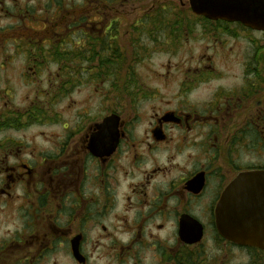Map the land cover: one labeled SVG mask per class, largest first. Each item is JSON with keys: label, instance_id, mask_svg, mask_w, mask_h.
I'll list each match as a JSON object with an SVG mask.
<instances>
[{"label": "flooded vegetation", "instance_id": "af4514ba", "mask_svg": "<svg viewBox=\"0 0 264 264\" xmlns=\"http://www.w3.org/2000/svg\"><path fill=\"white\" fill-rule=\"evenodd\" d=\"M147 1L0 0V264H226L218 255L232 246L246 257L239 264H264L263 247L238 245L217 227L221 200L225 223L238 201L264 238V31L197 14L190 0ZM61 24L79 39L56 43ZM23 43L34 68L54 60L35 47L63 44L81 54L65 61L95 64L48 74L68 106L78 83L96 104L42 143L15 136L49 118L38 98L51 103L56 84L25 107L13 102L14 80L39 75L3 53ZM180 50L186 71L151 74L158 87L140 81L136 67L152 53ZM232 53L240 71H217L218 54L233 64ZM240 174L241 190L226 196Z\"/></svg>", "mask_w": 264, "mask_h": 264}, {"label": "rangeland", "instance_id": "374dc122", "mask_svg": "<svg viewBox=\"0 0 264 264\" xmlns=\"http://www.w3.org/2000/svg\"><path fill=\"white\" fill-rule=\"evenodd\" d=\"M65 1V0H63ZM136 3L140 2L139 8H145L149 6V3L147 0H135ZM135 6H137L135 4ZM128 7H131V4L128 5ZM61 16L55 15L54 19L57 20ZM122 24H124L122 22ZM56 34L55 36V42L57 43V40L63 41V40H77L79 39V33L76 34H67L65 35V28L63 27V24H61L60 28L55 29ZM132 32V31H131ZM130 32V33H131ZM133 35V34H131ZM225 41V40H224ZM238 42L244 43V40L241 38L238 39ZM144 47H146V38H143V41L141 42ZM229 45L234 44V41L232 39L228 40ZM60 44V43H59ZM56 46H60L56 44ZM142 46V47H143ZM138 47H141L138 45ZM135 47V48H138ZM150 50H154V48L148 46ZM27 48L26 43H23L21 48L15 49L14 46L8 45L5 47V52L3 53L6 56L9 57H16L14 59V62L17 65L21 66L22 71H36L39 73L38 78L36 77L33 79L32 84H27L29 80L23 78V80H14V88L13 92L11 91L10 96L13 97V102L19 106L25 107L31 100H33L37 93L40 94V96L44 95V92H48L49 89V83L56 82L51 88L53 89V95L54 98L51 100V103L49 102L48 104L46 103L45 98H38L39 100L43 101L41 104H46V108L49 107L48 109V117L42 118L41 121L35 120L36 124L31 126L30 128L23 129L20 131L17 135H23V136H36L37 140L42 143L44 140H46L47 137L51 136H62L64 134V127L66 125V122L71 121V126L74 124H77L80 119L77 117L78 112L82 113V116L87 118L91 117L94 115V108L96 104V95L95 92L90 88L85 85H81L78 82H85V74L80 73L76 74L72 78L73 82L78 83V87L80 88H72L71 97V105H69V102L63 97L64 92L63 90H60L57 93V90L59 88V83L61 82L59 79L60 78H52L51 75L52 73H57L59 71V65L56 63L55 60L50 59V58H41L39 59V62L37 63V66L34 68L32 67V64L26 63L24 56H26V51L25 49ZM29 48V47H28ZM60 50H63L69 53V55H74V56H81V54L77 53L80 51V48H75L71 47L68 44H63L62 47H57ZM162 48H167V47H162ZM159 48V49H162ZM4 49V48H3ZM141 48H139L140 50ZM49 50V53H47ZM130 55L137 56V50L132 54V48L130 47L129 49ZM165 50V49H164ZM53 51V49H47V48H42V47H35V53H38L40 56H48L50 53ZM196 51V50H195ZM53 53V52H52ZM51 53V55H53ZM237 54L232 53L230 55V59L228 61L233 62V64H226V59L224 58L223 54H218V57L216 58L215 61V67L217 71L225 72H239L240 68L238 67V64L236 63V56ZM189 54L186 53L184 50H180L176 55H172L170 53L166 52H160V53H152L151 57L149 59L144 60V62H141L139 65H137V74L139 76L140 81L148 84L150 87H158V81H154L152 78L153 73H159V72H178V71H186L188 69L189 63L187 60H182L184 57H188ZM79 57H75V60H71L70 62L65 61L64 63L66 66H71L73 67L74 65L79 66L80 64L83 65L87 73L91 70L92 67H95L94 63H87L85 60L79 61ZM234 64L237 66L235 68ZM192 65V64H191ZM32 68V70H30ZM78 70H84L82 67L78 68ZM77 72V71H76ZM31 77V75H28ZM142 87V86H141ZM60 88H62L60 86ZM89 97L91 99L89 100ZM139 98L140 95H137ZM147 108L146 102H141L139 104V111L143 112L144 109ZM89 109V110H88ZM143 114V113H142ZM82 124V122H80ZM46 146V144H45ZM228 255L224 257V255H218L220 260H222L223 263L226 264H239L243 260L246 259L244 255H242L241 251L238 248L235 247H230L228 249ZM210 262H212V259L215 258L216 261H219L218 257L210 255ZM220 262V261H219ZM221 263V262H220Z\"/></svg>", "mask_w": 264, "mask_h": 264}, {"label": "water", "instance_id": "95a60500", "mask_svg": "<svg viewBox=\"0 0 264 264\" xmlns=\"http://www.w3.org/2000/svg\"><path fill=\"white\" fill-rule=\"evenodd\" d=\"M191 7L197 14L207 18L227 21H239L246 26L264 31V0H190ZM112 119H105L103 123ZM246 174L238 175L226 188V196L241 190ZM230 206L229 220L224 222L223 199L217 207V227L226 239L247 246L264 248V238L259 237V224L250 218H242V209L238 201Z\"/></svg>", "mask_w": 264, "mask_h": 264}, {"label": "trees", "instance_id": "16d2710c", "mask_svg": "<svg viewBox=\"0 0 264 264\" xmlns=\"http://www.w3.org/2000/svg\"><path fill=\"white\" fill-rule=\"evenodd\" d=\"M94 50V49H92ZM78 53V52H77ZM53 56H54V60L56 61V63L59 65V67L61 68L60 71L63 70L65 63V56L68 55L67 52L60 50L59 48L55 47L53 49ZM89 64V63H88Z\"/></svg>", "mask_w": 264, "mask_h": 264}]
</instances>
